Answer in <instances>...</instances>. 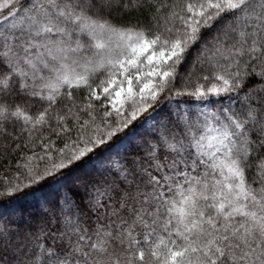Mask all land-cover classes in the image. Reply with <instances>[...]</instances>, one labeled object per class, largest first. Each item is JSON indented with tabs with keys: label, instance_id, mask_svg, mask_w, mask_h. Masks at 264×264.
<instances>
[{
	"label": "snow or ice",
	"instance_id": "snow-or-ice-1",
	"mask_svg": "<svg viewBox=\"0 0 264 264\" xmlns=\"http://www.w3.org/2000/svg\"><path fill=\"white\" fill-rule=\"evenodd\" d=\"M19 135L0 197L42 213L0 217V264H264V0H0Z\"/></svg>",
	"mask_w": 264,
	"mask_h": 264
},
{
	"label": "trees",
	"instance_id": "trees-1",
	"mask_svg": "<svg viewBox=\"0 0 264 264\" xmlns=\"http://www.w3.org/2000/svg\"><path fill=\"white\" fill-rule=\"evenodd\" d=\"M148 16L149 14L147 12L143 13L142 15L138 13H132L131 17L124 16L123 19L119 22L127 23L130 19L134 21L136 17H139V19L145 26H150L151 22ZM189 67H191V61H189ZM187 70V68L182 67L180 69V72L183 74L186 73ZM201 74L202 73L197 70L196 75L199 76ZM193 80H195V77H193ZM184 86L185 83L182 81L177 82L175 85L177 89ZM76 95L78 99H82L85 95V92L80 91L77 92ZM18 131V128L15 130L11 127L9 128V132H12L13 135H16ZM44 134L47 135V132H45ZM27 140V135H19L15 140H13L11 137H0V190H4V185L7 183V181L15 180L16 174L23 171V169L18 168L17 165H24L25 163H28L26 158L32 156L34 151L37 153L41 152L39 146L33 149L31 144H28V146L25 147V143ZM137 143H139V138L137 139ZM17 144H20L21 147L17 148ZM60 146H62V143L60 141H57V147ZM132 147L134 148L135 144H133ZM33 163H35V161H33ZM87 178L88 174L86 169H79L72 174V176L69 178V182L71 183L74 181L76 183H79L81 181L87 180ZM52 191L53 189H50L48 187L43 188L44 193H50ZM0 201H2V203H0V208L3 209V211L0 212V217H2L4 221H7L12 227L16 226L13 222L19 221L21 215H23V217L27 220H36L39 219L42 213L39 201L37 199L27 200L25 199L23 193H18L17 197L13 198L0 197ZM12 204L16 206L14 209L10 208V205Z\"/></svg>",
	"mask_w": 264,
	"mask_h": 264
},
{
	"label": "rangeland",
	"instance_id": "rangeland-1",
	"mask_svg": "<svg viewBox=\"0 0 264 264\" xmlns=\"http://www.w3.org/2000/svg\"><path fill=\"white\" fill-rule=\"evenodd\" d=\"M25 199L27 200H32V199H37L36 197L33 196H25ZM16 206L14 204L10 205L11 209H14ZM3 211V209L0 208V212Z\"/></svg>",
	"mask_w": 264,
	"mask_h": 264
}]
</instances>
